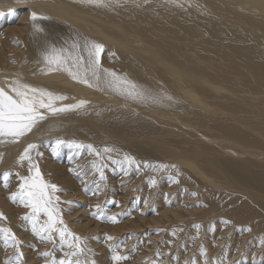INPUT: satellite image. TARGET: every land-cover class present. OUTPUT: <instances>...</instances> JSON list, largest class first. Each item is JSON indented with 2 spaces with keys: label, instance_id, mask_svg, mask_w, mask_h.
<instances>
[{
  "label": "bare ground",
  "instance_id": "6f19581e",
  "mask_svg": "<svg viewBox=\"0 0 264 264\" xmlns=\"http://www.w3.org/2000/svg\"><path fill=\"white\" fill-rule=\"evenodd\" d=\"M8 7L24 10L16 12L15 18L2 19L0 87L7 88L19 79L65 96L55 102L57 107L79 100L88 103L46 114L18 142L0 138V170L18 163L27 144L38 146L45 138H75L97 146L109 141L127 155L134 153L143 168L152 170L145 162L163 160L157 164L154 160L153 165H168L158 169L174 175L182 182L180 186L191 188L202 201L204 207L194 209L195 205L183 212L197 219L204 234L208 232L207 216L213 219L209 221L228 216L231 227H248L243 229L254 236L251 253L264 258V0H105L102 6L81 0H0V10ZM32 11L48 19L33 22ZM56 21L105 45L114 56L100 59L101 68L126 75L156 99L133 100L110 90L103 82V72L98 84L88 75L96 85L89 87L64 70L47 71L40 55L43 51L37 49L43 48L42 37L30 27ZM79 55L87 62V55L82 51ZM35 150H30L31 159L42 178H49L48 172L56 167L48 161L39 164L42 155ZM171 161L179 166H170ZM28 169L29 163V175ZM68 181L63 178L61 183L68 185ZM156 187L161 189L160 184ZM220 191L227 193L219 196ZM232 192L236 196L226 197ZM162 211L170 224L186 216L169 206ZM127 220L125 227L110 229L115 232L152 223ZM97 259V264L105 262L100 256Z\"/></svg>",
  "mask_w": 264,
  "mask_h": 264
},
{
  "label": "rangeland",
  "instance_id": "374dc122",
  "mask_svg": "<svg viewBox=\"0 0 264 264\" xmlns=\"http://www.w3.org/2000/svg\"><path fill=\"white\" fill-rule=\"evenodd\" d=\"M23 10L16 9V12ZM12 18H15V15ZM2 19L0 18V30L5 28L3 26L5 20ZM35 24L43 29V31H38V34L42 37L41 45L43 48L41 46H38L40 49L37 48L39 41L34 46L43 52L50 46L56 47V45L57 48H68L71 51V44L74 41H79L81 49L78 54L82 51L84 55H87L83 51L85 39L97 41L78 29L61 22L56 21V23L47 26ZM31 28L33 29L34 26H31ZM30 29L28 28L24 35L28 34ZM34 34H37V30ZM51 41L52 43H50ZM113 56L103 47L100 59L111 60ZM57 140H61L63 143L53 152L52 149ZM104 142L106 144L97 146L75 138L51 137L45 138L34 151L42 155L40 157L43 161H40L39 164L43 166L48 161L54 163L56 167V170L52 173L48 172L49 178L43 175V180L57 185L60 189L55 195L59 197L58 206L64 223L70 231L83 238L81 247L86 251L84 255L79 257L82 261L87 260L89 264L94 261L97 264L96 260L100 256L101 259H105L106 263L100 261L99 264H243V262L254 264L255 260L257 261H255V264H264L263 257L257 258L258 256L251 253L255 247L254 239L251 240L250 238L254 236L247 233V226H244L246 227L244 231V227L241 228L242 226L238 227L239 229L231 227L232 225H229L226 220L228 216H217V218H214L215 221H209L213 219H209L207 216L206 220L208 219L209 224H207L208 228L205 231L208 232L204 234L203 229L195 227L197 219H194L195 217L191 218V216L188 218V215L183 212L188 208L193 209L195 205L194 209L204 207L200 205L202 201L196 198V194L193 193L191 188L186 189L184 186H180L182 182L175 179L174 175L170 174L171 177L169 173L163 174L158 168H152L151 170L143 168L140 164L137 167V164L114 163V161H122L126 152L113 146L109 141ZM89 145L94 151L89 150ZM106 148L111 149V151L105 152ZM96 152H99L101 156L97 157ZM129 156L133 158L135 156L136 158L134 153ZM138 158L148 160L141 156ZM154 160L155 164L160 161L163 162V160ZM154 160L148 161V167L150 165L152 167ZM27 163L28 161L20 164L15 163L0 170V213L3 214V217H0V229H10L11 234H14L19 241L18 246H13L10 243L6 244L5 232L0 231V264H17V247L19 253L22 254L20 264H46V262L51 264L53 259L58 262L63 254L69 251L67 247L61 248L58 235H54V242L42 240L38 237L32 230L31 209L21 204L19 198L16 200L10 199L11 194L19 190V184L21 183L19 177L28 176L26 172ZM93 163L102 169L104 179H101L100 172L93 168ZM168 164L176 166L177 163L171 161ZM21 167L23 168L21 169ZM5 173L8 174L7 179L4 177ZM149 173L150 175H148ZM157 173H160L161 176L157 177ZM167 175L169 176L167 177ZM63 178L69 180L68 185L61 183ZM153 181L155 183H152ZM192 181L195 182L194 178ZM156 184L161 185L160 190L159 187H156ZM176 186L177 188L180 186L182 189L180 187L177 189ZM197 187L199 188V186ZM223 193L226 194L227 191H220L219 196L224 195ZM228 194L226 197L232 194L236 196L237 193ZM97 205H99V208L96 207ZM168 206L172 209L181 210V214L186 216L179 220L180 222L176 221L170 224V221L164 218L166 215L162 211L163 207ZM156 213L159 216H157L158 214L155 215ZM113 215L116 217L117 222L115 223L109 219ZM97 216L101 218L97 219ZM140 216H144V218L141 220ZM155 217L159 219L156 221L157 218ZM8 218L11 225H8ZM46 219L45 215H39L41 224ZM126 220L131 221L132 224L146 220L152 221V223L144 222L145 225L141 228L134 226L115 232L110 229L114 226L118 228L125 227ZM191 226L195 229L193 230ZM241 231L242 234L239 233ZM108 236L113 239H107ZM250 246H253V250L249 248ZM247 251H250L248 256L251 258L250 260L248 257H244ZM45 252H49L50 255H42ZM114 253H119L124 259L113 261L112 256Z\"/></svg>",
  "mask_w": 264,
  "mask_h": 264
},
{
  "label": "snow or ice",
  "instance_id": "6c2138e0",
  "mask_svg": "<svg viewBox=\"0 0 264 264\" xmlns=\"http://www.w3.org/2000/svg\"><path fill=\"white\" fill-rule=\"evenodd\" d=\"M83 3L96 4L102 6L105 0H81ZM16 9L8 7L7 11L0 10V18L7 16H14ZM30 19L35 22L38 19H48V17L39 15L37 12L30 13ZM37 31H43L38 25H33ZM71 51L68 48H56L50 46L41 53L42 59L47 66V71L64 70L74 80L88 85L89 87L96 86L88 79V75L94 78L97 84L101 81L100 73H104L103 82L106 86L120 94L133 100H155L146 94L144 89L136 82L130 80L126 75L117 74L110 69H102L100 65V55L103 51V45L95 41L85 39L83 44V51L87 53V62L84 57L79 55L81 45L79 41H74L71 44ZM71 61V64H69ZM73 69H76L75 71ZM66 97L60 94L53 93L44 88L33 87L32 85L21 82L19 79H14L7 84V88L0 87V138H10V142H18L22 137L31 133L40 121L46 119V114H57L73 109H79L86 103L85 100H79L74 104H63L56 106V101H63ZM170 99V97H169ZM45 110V111H42ZM2 142V141H0ZM63 141L57 140L52 151L55 152ZM37 147L34 143H29L19 155L17 162L21 163L28 161L29 175L19 177L21 183L19 184L18 192L11 194L10 199L16 200L19 198L21 204L31 209V221L33 232L42 240H49L54 242V235L59 236L61 248L67 247L68 252H65L58 262L53 259L51 264H89L87 260H81L79 257L85 254V249L81 247L82 237L70 231L64 223L59 208V197L55 195L60 189L57 185L45 182L41 176L38 165L34 163L30 156V150ZM89 150L94 151L89 145ZM105 152H110L111 149L106 148ZM39 154V153H37ZM100 157L99 152L95 153ZM114 163H126L128 165L137 164L135 158L125 154L122 161H114ZM149 165L145 162V167ZM153 168H167L168 165H152ZM175 167V166H172ZM93 168L100 172L101 179H104L103 171L93 163ZM5 179L8 174H4ZM155 183V181H153ZM99 208V205L96 206ZM43 214L47 219L41 224L39 222V215ZM95 215V213H93ZM0 217L3 214L0 213ZM100 219V216L96 217ZM109 219L115 223L116 217L113 215ZM199 228L200 225H195ZM250 230V229H249ZM5 232V243L18 246L19 241L14 234H11L10 229H0ZM107 239L112 240L111 236ZM264 243V239L261 241ZM90 251V250H89ZM203 251V249H201ZM44 256L50 255L49 252L42 253ZM22 254L19 253L17 247L16 260L20 264ZM113 261L124 259L119 253H114ZM48 264V262H46ZM95 264V262H91Z\"/></svg>",
  "mask_w": 264,
  "mask_h": 264
}]
</instances>
